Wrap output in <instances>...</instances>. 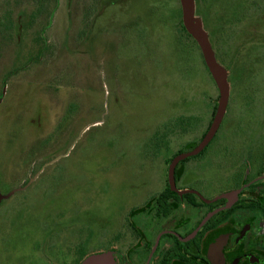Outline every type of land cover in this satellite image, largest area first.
Masks as SVG:
<instances>
[{
    "label": "rangeland",
    "instance_id": "obj_1",
    "mask_svg": "<svg viewBox=\"0 0 264 264\" xmlns=\"http://www.w3.org/2000/svg\"><path fill=\"white\" fill-rule=\"evenodd\" d=\"M161 1L56 0L36 59L33 35L3 36L0 193H13L0 201V264H74L77 243L120 251L123 210L198 139L217 89L181 28L179 0ZM248 1L201 0L197 15L230 93L264 46Z\"/></svg>",
    "mask_w": 264,
    "mask_h": 264
},
{
    "label": "flooded vegetation",
    "instance_id": "obj_2",
    "mask_svg": "<svg viewBox=\"0 0 264 264\" xmlns=\"http://www.w3.org/2000/svg\"><path fill=\"white\" fill-rule=\"evenodd\" d=\"M248 6L250 15L264 19V2L249 0ZM241 84L231 93L229 88L222 118L194 160L176 163L174 186L180 192L170 189L166 169L153 191L135 194L123 210L120 251L104 249L114 264H264L263 45L251 49L248 80ZM232 93L237 113L227 116ZM217 99L198 139L185 140V149L172 157L203 138ZM189 123L183 120L178 133L184 136ZM92 252L75 244L74 264Z\"/></svg>",
    "mask_w": 264,
    "mask_h": 264
},
{
    "label": "water",
    "instance_id": "obj_3",
    "mask_svg": "<svg viewBox=\"0 0 264 264\" xmlns=\"http://www.w3.org/2000/svg\"><path fill=\"white\" fill-rule=\"evenodd\" d=\"M179 2L181 7L183 26L187 31V33L195 40L201 51L207 70L210 73L217 88L218 99L212 121L203 138L191 149L181 151L176 155H174L171 158L170 162L168 163L167 177L169 181V186L170 189L175 192H180L174 186V167L176 163L181 159L196 155L208 142V140L213 135L214 131L216 130L222 118L229 92L228 82L226 78V71L224 67L216 59L208 35L206 31L203 29L200 19L195 15L194 0H179ZM11 193L13 192L12 191L9 192V194ZM7 196L2 195L0 193V201ZM81 264H114V262L110 252L106 251V252L90 254L82 261Z\"/></svg>",
    "mask_w": 264,
    "mask_h": 264
},
{
    "label": "trees",
    "instance_id": "obj_4",
    "mask_svg": "<svg viewBox=\"0 0 264 264\" xmlns=\"http://www.w3.org/2000/svg\"><path fill=\"white\" fill-rule=\"evenodd\" d=\"M23 4L28 5L23 6ZM55 5L56 0H4L0 4V36H2V39H0V55L5 53L7 47L4 45L5 37L3 36L10 35L12 40H15V43L17 41L18 43H23L28 39V36L33 35L36 47L33 48L32 55L34 58L42 57L43 52L47 51V49L41 33L49 24V17ZM194 6L195 15L197 16L199 15L201 0H194ZM160 12L158 11V15L161 17L162 14ZM181 28L186 36L196 43L186 32L183 24ZM81 251L82 249H80V257L85 254L84 251Z\"/></svg>",
    "mask_w": 264,
    "mask_h": 264
}]
</instances>
